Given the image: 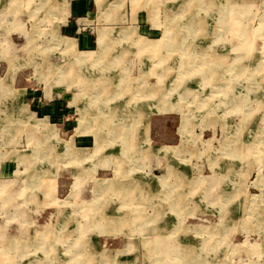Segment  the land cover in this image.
Here are the masks:
<instances>
[{
	"label": "rangeland",
	"instance_id": "1",
	"mask_svg": "<svg viewBox=\"0 0 264 264\" xmlns=\"http://www.w3.org/2000/svg\"><path fill=\"white\" fill-rule=\"evenodd\" d=\"M0 1V264H264V0Z\"/></svg>",
	"mask_w": 264,
	"mask_h": 264
},
{
	"label": "crops",
	"instance_id": "2",
	"mask_svg": "<svg viewBox=\"0 0 264 264\" xmlns=\"http://www.w3.org/2000/svg\"><path fill=\"white\" fill-rule=\"evenodd\" d=\"M0 3H1V1H0ZM2 3H3V0H2ZM88 5L91 6V0H81V1L77 0V1L71 2L70 6H69V1L66 0L68 15H67L66 20L61 24V27L63 29H67L69 31L73 30V27L70 25V20H69V18L71 17V14L73 13V15H78L79 13H82ZM105 8H107V7H105ZM126 12H128V11L126 10ZM120 19H121V22H124V20L126 19V15H125L124 10H121ZM78 37H79V39H74L73 37H70L74 40V42L76 43V46H77V42L83 43L84 46L85 45L89 46L92 44L91 37H89V35H87L86 33H83L82 35H80Z\"/></svg>",
	"mask_w": 264,
	"mask_h": 264
},
{
	"label": "bare ground",
	"instance_id": "3",
	"mask_svg": "<svg viewBox=\"0 0 264 264\" xmlns=\"http://www.w3.org/2000/svg\"><path fill=\"white\" fill-rule=\"evenodd\" d=\"M54 2V1H53ZM202 4V3H201ZM54 5H56V3L54 4ZM53 5V6H54ZM49 7H50V5H48ZM44 8V7H43ZM48 9V8H47ZM51 9H54V8H51ZM49 11H50V9H49ZM232 27V26H231ZM171 30V29H170ZM101 34V33H100ZM105 41V40H104ZM109 42V41H108ZM104 43V42H103ZM175 43V42H174ZM178 43V42H177ZM105 44V43H104ZM103 45V44H102ZM101 45V46H102ZM105 47V46H104ZM104 47H101L100 48V50H102V48H104ZM109 49V48H108ZM108 49H106V50H108ZM104 51V50H103ZM105 52H107V51H105ZM108 53V52H107ZM101 54V53H100ZM98 55V54H97ZM89 56V55H88ZM88 56H82V57H78V60L77 61H85V60H88V59H90V57H88ZM96 59V58H95ZM101 59V58H100ZM99 60V59H98ZM108 62V61H107ZM66 63V62H65ZM105 63V62H104ZM62 65V64H61ZM67 65V64H66ZM69 65V64H68ZM67 65V66H68ZM58 67V66H57ZM70 67V66H69ZM178 68V67H177ZM50 69V68H49ZM66 69V68H65ZM69 69V68H68ZM76 69V68H75ZM57 70V69H56ZM55 70V71H56ZM71 70H73V69H71ZM73 71H75V70H73ZM72 71V72H73ZM69 72V71H68ZM57 73V72H56ZM73 73H75V72H73ZM80 77V76H79ZM75 78H77V77H75ZM99 79L101 78V77H98ZM85 79V78H84ZM78 81H79V79H78ZM83 81V80H82ZM217 81V80H216ZM109 82V81H108ZM83 84V83H82ZM106 84V83H105ZM122 86H123V84H122ZM236 88V87H235ZM114 91V90H113ZM110 92H112V91H110ZM146 93V92H145ZM104 94V93H103ZM105 95V94H104ZM22 109V108H21ZM113 114V113H112ZM122 116V115H121ZM120 117V116H119ZM118 117V118H119ZM93 121V120H92ZM95 122V121H94ZM85 123V122H84ZM84 126V125H83ZM83 126H81V127H83ZM139 126V125H138ZM93 127V126H92ZM116 127V126H115ZM121 127V126H120ZM122 128H123V126H122ZM117 129H121V128H118L117 127ZM135 129V128H134ZM133 130V129H132ZM131 130V131H132ZM95 131H97V130H95ZM108 132L107 133H109V132H112V133H114V135H115V131H117V130H114L113 128L112 129H108L107 130ZM97 133H98V131H97ZM96 133V134H97ZM121 133H125V134H123V136H120V139H121V141H122V143H127L128 142V139H129V137H128V129H126L125 130V132H124V130L121 132ZM131 133H133V131L131 132ZM98 135V134H97ZM132 136H130V138H131ZM131 145V144H130ZM133 145V144H132ZM160 149V148H159ZM139 150V149H138ZM138 156V155H137ZM122 157V156H121ZM139 157V156H138ZM112 158V157H111ZM132 158H134V157H132ZM115 160H116V158H114ZM127 159V158H126ZM132 160V159H131ZM132 162V161H131ZM161 162V161H160ZM171 171V170H170ZM28 183V182H27ZM120 187V186H119ZM25 189V188H24ZM120 189V188H119ZM102 226V225H101ZM26 237V236H25ZM3 238V237H2ZM2 241V240H1ZM9 241V240H8ZM8 243V242H7ZM23 244V243H22ZM5 245V244H4ZM8 246H9V243H8ZM7 248H9V247H7ZM10 251V250H9ZM52 254V253H51ZM84 257V256H83ZM82 259V258H81ZM94 260H96V259H94Z\"/></svg>",
	"mask_w": 264,
	"mask_h": 264
}]
</instances>
